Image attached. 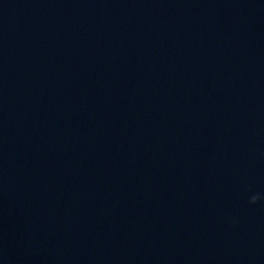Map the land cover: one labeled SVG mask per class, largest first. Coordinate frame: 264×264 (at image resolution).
<instances>
[{"label": "water", "instance_id": "95a60500", "mask_svg": "<svg viewBox=\"0 0 264 264\" xmlns=\"http://www.w3.org/2000/svg\"><path fill=\"white\" fill-rule=\"evenodd\" d=\"M0 264H264V0H0Z\"/></svg>", "mask_w": 264, "mask_h": 264}]
</instances>
